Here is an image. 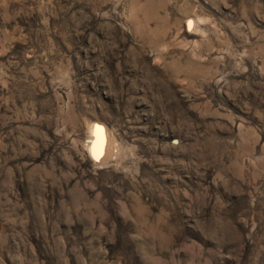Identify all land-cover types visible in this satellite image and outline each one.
Here are the masks:
<instances>
[{
	"label": "rangeland",
	"instance_id": "rangeland-1",
	"mask_svg": "<svg viewBox=\"0 0 264 264\" xmlns=\"http://www.w3.org/2000/svg\"><path fill=\"white\" fill-rule=\"evenodd\" d=\"M0 264H264V0H0Z\"/></svg>",
	"mask_w": 264,
	"mask_h": 264
},
{
	"label": "bare ground",
	"instance_id": "bare-ground-1",
	"mask_svg": "<svg viewBox=\"0 0 264 264\" xmlns=\"http://www.w3.org/2000/svg\"><path fill=\"white\" fill-rule=\"evenodd\" d=\"M195 25V24H194ZM193 26L192 25V20L189 22V27ZM193 28V27H192ZM191 28V29H192ZM106 128L104 129L101 125L99 124H95L92 128H91V139L92 141L90 142V146H89V154L90 156L94 157L96 159H100V158H104L108 153L110 152L109 150V140L107 137V130ZM112 139V138H111ZM113 141V140H112ZM114 142V141H113ZM112 142V143H113ZM113 145V144H112ZM113 147V146H112ZM110 147V148H112ZM112 150V149H111ZM112 152V151H111ZM111 155V153H110ZM111 157V156H110ZM108 157V158H110ZM107 158V159H108ZM106 159V160H107ZM99 161V160H98ZM102 161V160H101ZM104 161V159H103Z\"/></svg>",
	"mask_w": 264,
	"mask_h": 264
}]
</instances>
